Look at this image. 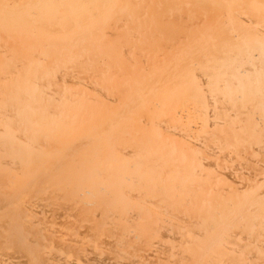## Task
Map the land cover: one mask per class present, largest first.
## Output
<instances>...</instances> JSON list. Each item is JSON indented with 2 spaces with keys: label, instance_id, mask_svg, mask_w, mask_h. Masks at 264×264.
Instances as JSON below:
<instances>
[{
  "label": "bare ground",
  "instance_id": "6f19581e",
  "mask_svg": "<svg viewBox=\"0 0 264 264\" xmlns=\"http://www.w3.org/2000/svg\"><path fill=\"white\" fill-rule=\"evenodd\" d=\"M0 264H264V0H0Z\"/></svg>",
  "mask_w": 264,
  "mask_h": 264
}]
</instances>
